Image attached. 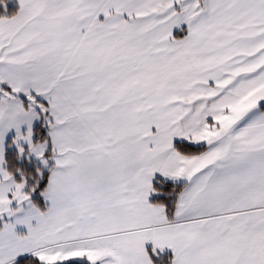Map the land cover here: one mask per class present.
Returning a JSON list of instances; mask_svg holds the SVG:
<instances>
[{
  "label": "snow or ice",
  "instance_id": "snow-or-ice-1",
  "mask_svg": "<svg viewBox=\"0 0 264 264\" xmlns=\"http://www.w3.org/2000/svg\"><path fill=\"white\" fill-rule=\"evenodd\" d=\"M0 264H264V0H0Z\"/></svg>",
  "mask_w": 264,
  "mask_h": 264
}]
</instances>
